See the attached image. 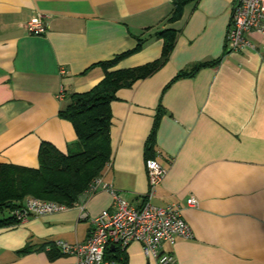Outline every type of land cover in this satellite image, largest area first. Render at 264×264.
<instances>
[{"label":"crops","instance_id":"1","mask_svg":"<svg viewBox=\"0 0 264 264\" xmlns=\"http://www.w3.org/2000/svg\"><path fill=\"white\" fill-rule=\"evenodd\" d=\"M173 1L0 0V163L37 168L43 142L66 154L76 135L58 113L104 78L98 64L135 48L136 37L147 42L115 69L151 63L163 47L153 35L176 30L166 64L111 103L112 156L100 178L131 207L145 202V145L159 112L153 153L166 175L149 202L179 207L192 234L162 252L174 264H264V36L249 35L256 50L226 54L234 0H197L167 23ZM36 16L45 32L30 35L25 26ZM104 210L113 198L98 189L73 207L0 228V264H75L55 243H84ZM27 245L32 252L19 255ZM125 253L127 264H156L138 243Z\"/></svg>","mask_w":264,"mask_h":264},{"label":"trees","instance_id":"2","mask_svg":"<svg viewBox=\"0 0 264 264\" xmlns=\"http://www.w3.org/2000/svg\"><path fill=\"white\" fill-rule=\"evenodd\" d=\"M196 1L174 0L173 11L166 22L178 21L184 7ZM177 35L178 32L173 29H163L155 33L153 37L163 42L161 55L157 60L143 66L115 69L119 62L141 51L147 39L139 37H136L137 43L132 50L98 64L104 71V78L91 90L71 95L69 105L58 113L61 119L71 123L76 135V141L68 147L66 154L43 142L38 152L37 168L0 163V214L9 212V216L0 218V228L19 224L20 221L12 212L22 208L24 201L31 197L52 201L67 208L73 207L78 198L89 190L92 182L102 176L112 156L111 103L117 100L116 94L119 90L131 88L166 64ZM216 63L217 61H213L197 65L192 72L181 73L172 82L192 76L199 69L215 66ZM159 116L158 112L146 141V160L155 159L153 146ZM54 248L56 247H51V252ZM30 252L32 249L27 245L18 254L25 255ZM104 261L127 264L125 250L118 247L107 248Z\"/></svg>","mask_w":264,"mask_h":264},{"label":"built area","instance_id":"3","mask_svg":"<svg viewBox=\"0 0 264 264\" xmlns=\"http://www.w3.org/2000/svg\"><path fill=\"white\" fill-rule=\"evenodd\" d=\"M25 29L30 35L43 34L45 25L42 17L31 18ZM251 34L264 36V0H234L224 41L226 54L256 50L255 43L249 38ZM145 170L149 191L145 202L139 208L131 207L121 194L104 184L100 177L95 179L87 192L108 190L113 198V210H104L91 219L93 228L84 243L70 245L57 241V249L62 254L74 255L75 264H103L107 248L118 247L125 250L131 243H138L148 261L174 264V257L162 252L163 244L172 245L178 239H190L192 234L181 218L179 207H157L149 202L155 188L163 181L166 169L155 159H148ZM186 203L189 207L197 205L193 198ZM63 209L65 207L58 203L31 197L25 200L22 208L12 212V215L22 222L31 216L50 215Z\"/></svg>","mask_w":264,"mask_h":264},{"label":"rangeland","instance_id":"4","mask_svg":"<svg viewBox=\"0 0 264 264\" xmlns=\"http://www.w3.org/2000/svg\"><path fill=\"white\" fill-rule=\"evenodd\" d=\"M9 216V212L8 211H5L4 213L0 214V218H5Z\"/></svg>","mask_w":264,"mask_h":264}]
</instances>
